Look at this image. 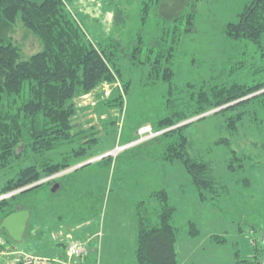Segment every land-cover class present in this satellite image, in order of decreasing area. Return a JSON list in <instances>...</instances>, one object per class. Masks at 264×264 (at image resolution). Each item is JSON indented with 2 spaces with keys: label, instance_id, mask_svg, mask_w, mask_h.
<instances>
[{
  "label": "rangeland",
  "instance_id": "1",
  "mask_svg": "<svg viewBox=\"0 0 264 264\" xmlns=\"http://www.w3.org/2000/svg\"><path fill=\"white\" fill-rule=\"evenodd\" d=\"M146 2L151 8L142 20ZM152 2L71 3L70 10L92 41L110 45L114 39L120 43L121 57L117 54L116 62L123 76L76 99L79 110L73 134L87 142L67 141L48 153L54 162L72 166L43 179L48 184L19 196V202L30 205L28 210L33 214L20 241L11 239L4 230L0 236L12 250L49 257L57 256L59 251L66 254L72 241H86L93 236L85 245L90 252L95 250L86 256L92 264L98 259L100 264H138L136 205L153 191L165 190L176 209L172 224L177 230L178 264H254L256 255L264 264V107L260 100H253L236 110H225L260 92L185 121L200 119L187 131L192 142L190 153L211 162L219 185L224 186L219 187L222 194L216 199L203 200L183 163L163 159L167 143L158 139L162 132H155L154 125L165 114L168 84L158 81L145 86L142 71L129 58L139 35L143 44L152 45L165 30L179 25L182 32L187 27L183 18L168 22ZM196 2L195 30L182 36L176 52L177 86L192 83L199 90L215 84L264 82V38L261 48L247 40L233 41L226 33L228 23L239 19L250 0ZM13 36L25 60L42 50L38 38L25 29H17ZM125 80L130 81L128 93ZM235 113L244 116L242 126L232 132L228 119ZM147 127L152 132L144 133ZM175 128L177 125L168 130ZM226 138L239 155L247 156L245 170H228L232 155L224 145ZM76 149L86 152L74 157ZM12 164V169L0 173V188L8 175L30 162L22 157ZM79 165L83 166L71 169ZM243 178L249 179L250 185ZM51 179L54 182L49 184ZM148 212L156 221L152 205ZM192 223L199 232L195 236L190 235Z\"/></svg>",
  "mask_w": 264,
  "mask_h": 264
},
{
  "label": "trees",
  "instance_id": "2",
  "mask_svg": "<svg viewBox=\"0 0 264 264\" xmlns=\"http://www.w3.org/2000/svg\"><path fill=\"white\" fill-rule=\"evenodd\" d=\"M74 1L0 0V173L10 169L15 159L24 157L30 162L25 167L20 166L14 175H8L0 188V196L14 193L69 169L72 166L70 163L54 162L48 153L67 141L87 142L82 136L73 134L76 128L74 118L79 110L76 99L92 93L105 82L113 83L115 77L120 79L123 76L116 62L117 54H121L120 43L114 39L110 45L92 41L70 10ZM153 1L152 4L159 6L160 14L168 22H180L183 18L187 27L182 32L179 25H175L173 30H165L163 36L152 45L143 44V38L139 35L129 58L142 71L141 79L145 86L155 85L158 81L168 84L165 114L154 125L155 132H162L158 139L167 143L163 159L169 162L181 161L200 198L211 201L222 194L218 190L224 186L219 185L211 162L190 153L192 142L187 131L200 119L189 123L185 121L256 92L260 93L225 110H236L237 106L242 107L253 100H260L264 107V82L253 85L215 84L203 86L199 90L192 83H187L185 87L177 86L174 69L176 52L182 36L195 30L194 9L197 2ZM150 4L146 2L142 8V20L147 17ZM238 17L237 21L228 23L227 37L233 41L247 40L262 48L264 0H250ZM17 29H25L37 37L42 50L29 59H23L22 48L13 36ZM129 83L125 80L127 93ZM119 100L121 105L123 101ZM243 116L235 113L228 119L232 132H237L239 126H242ZM182 123L184 125H180ZM174 125L177 128L168 130ZM224 145L232 155L227 162L228 170L232 173L245 170L247 156L239 155L228 138ZM81 152L86 150L76 149L73 156L79 157ZM54 179L47 182L52 184ZM242 180L250 185L249 179ZM45 184L48 183L1 199L0 219L15 212L18 205H24L19 202L20 195ZM151 205L156 221L148 212ZM136 209L138 264H178L177 230L172 224L176 209L171 205L168 193L165 190L153 191L148 199L137 203ZM190 226L191 236L199 233L194 223ZM83 258L79 264H92L91 259L89 262V259ZM254 264H261L257 255Z\"/></svg>",
  "mask_w": 264,
  "mask_h": 264
},
{
  "label": "built area",
  "instance_id": "3",
  "mask_svg": "<svg viewBox=\"0 0 264 264\" xmlns=\"http://www.w3.org/2000/svg\"><path fill=\"white\" fill-rule=\"evenodd\" d=\"M143 132L149 133L152 131L150 127H147ZM7 244V240L0 236V264H76L56 259L37 257L27 252L12 250ZM67 251L69 256L75 258L86 257L89 253L88 248L81 242H72L68 244Z\"/></svg>",
  "mask_w": 264,
  "mask_h": 264
},
{
  "label": "water",
  "instance_id": "4",
  "mask_svg": "<svg viewBox=\"0 0 264 264\" xmlns=\"http://www.w3.org/2000/svg\"><path fill=\"white\" fill-rule=\"evenodd\" d=\"M102 158V157H101ZM83 166V165H81ZM79 166L73 167L71 169H77ZM45 180H42L34 185L28 186L26 188H23L21 190H18L14 193L0 196V200L10 197L13 194L23 192L25 190H28L36 185L42 184ZM31 218V212L28 209H24L21 205L17 206V210L15 212L10 213L9 215L3 217L0 222V231H6V233L9 235L11 239L14 241H20L24 233L27 229L28 222Z\"/></svg>",
  "mask_w": 264,
  "mask_h": 264
},
{
  "label": "crops",
  "instance_id": "5",
  "mask_svg": "<svg viewBox=\"0 0 264 264\" xmlns=\"http://www.w3.org/2000/svg\"><path fill=\"white\" fill-rule=\"evenodd\" d=\"M22 206V205H21ZM27 206V207H26ZM29 206L30 205H23L22 207L24 208V209H29ZM31 217H33V214H31ZM1 218V217H0ZM28 226H29V222H28ZM27 226V227H28ZM93 240V236L90 238V239H88V240H86V241H81V240H74V241H72V242H81L82 244H84V245H87L86 243L87 242H91ZM71 242V243H72ZM90 248V247H89ZM88 248V249H89ZM99 250H100V248H99ZM20 251V250H19ZM95 250L93 249V250H91V252H90V249H89V254L90 253H92V252H94ZM23 252H26V251H23ZM27 253H29V254H32V255H34V256H37V257H42V258H49V259H56V260H61V261H66V262H71V263H76V264H79L80 263V261H81V259L83 258V257H79V258H75V257H71V256H69V254H68V251L66 250V254H63L61 251H59V254L57 255V256H54V257H49V256H41V255H38V254H34V253H30V252H27ZM93 254V253H92ZM90 256H88V258H89ZM88 258H83V260H85V259H88ZM88 261V260H87ZM97 264H100V262H99V259L97 260Z\"/></svg>",
  "mask_w": 264,
  "mask_h": 264
}]
</instances>
